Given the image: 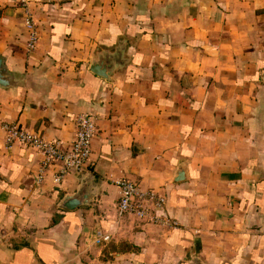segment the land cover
Masks as SVG:
<instances>
[{
    "label": "crops",
    "instance_id": "0c3cea01",
    "mask_svg": "<svg viewBox=\"0 0 264 264\" xmlns=\"http://www.w3.org/2000/svg\"><path fill=\"white\" fill-rule=\"evenodd\" d=\"M118 39L127 65L92 74ZM0 55V264H264V0H0ZM79 113L87 171L38 181L40 153L5 144L8 121L68 145ZM120 179L165 195L176 226L119 217Z\"/></svg>",
    "mask_w": 264,
    "mask_h": 264
},
{
    "label": "built area",
    "instance_id": "2783aa9c",
    "mask_svg": "<svg viewBox=\"0 0 264 264\" xmlns=\"http://www.w3.org/2000/svg\"><path fill=\"white\" fill-rule=\"evenodd\" d=\"M25 26L29 31L27 49L32 50L37 41L38 34L34 21L26 12ZM75 133L73 140L64 145L60 141L44 139L40 134L29 130L16 122H3L1 128L4 132L6 146L14 144L29 147L41 155L38 181L43 178L46 170L53 168V180L58 183L69 172H83L94 167L91 157L92 138L95 135L94 117L89 113H79L74 117ZM120 195L117 200V214L119 217L133 216L137 221L176 226L174 220L157 215L155 210L164 205L166 197L152 188L144 189L137 182L120 179L117 182ZM96 236L103 243L111 239L109 233L98 231Z\"/></svg>",
    "mask_w": 264,
    "mask_h": 264
},
{
    "label": "water",
    "instance_id": "95a60500",
    "mask_svg": "<svg viewBox=\"0 0 264 264\" xmlns=\"http://www.w3.org/2000/svg\"><path fill=\"white\" fill-rule=\"evenodd\" d=\"M126 42L118 39L116 45L112 49L99 48L90 59L88 70L104 80H110L111 75L116 69L124 68L128 63V58L124 56ZM14 84V74L9 70L5 63V59L0 55V87H9ZM185 175L183 170L175 178V181L183 180ZM91 195L86 194L82 190H78L71 195H65L60 199L58 205L62 208L72 209L89 202Z\"/></svg>",
    "mask_w": 264,
    "mask_h": 264
}]
</instances>
